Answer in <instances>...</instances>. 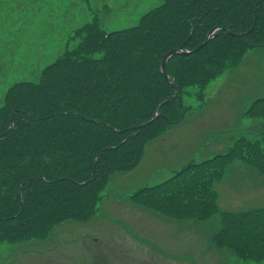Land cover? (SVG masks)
Instances as JSON below:
<instances>
[{
  "label": "trees",
  "instance_id": "1",
  "mask_svg": "<svg viewBox=\"0 0 264 264\" xmlns=\"http://www.w3.org/2000/svg\"><path fill=\"white\" fill-rule=\"evenodd\" d=\"M216 26L217 37L194 51ZM181 46L193 52L172 56L167 72L182 94L193 87L203 98L211 81L238 65L249 49L264 46V0H163L137 26L86 39L45 68L38 82L12 86L0 107V242L45 238L58 223L89 219L109 174L136 166L147 141L182 121L187 108L181 98L161 105L175 92L162 73L163 56ZM95 52L101 56H90ZM157 110L163 116L153 125L126 130ZM255 111L264 113V98L249 113ZM260 140L241 137L227 153L191 163L133 196L174 217L219 213L216 244L240 259L264 260V208L218 211L214 189L235 159L264 171V137ZM107 147L125 151L102 154ZM96 157L94 179L79 185L92 176Z\"/></svg>",
  "mask_w": 264,
  "mask_h": 264
},
{
  "label": "rangeland",
  "instance_id": "2",
  "mask_svg": "<svg viewBox=\"0 0 264 264\" xmlns=\"http://www.w3.org/2000/svg\"><path fill=\"white\" fill-rule=\"evenodd\" d=\"M162 3L163 0H0V107L15 83L38 82L45 68L55 63L64 53L81 48L82 42L86 39L96 41L103 33L108 36L114 32L137 26L146 12ZM95 25L98 26L96 29L87 31L88 27ZM99 29L102 31L97 32ZM93 31L96 34L90 36ZM216 37L217 35L211 40ZM90 56L98 58L101 53L95 52ZM217 88L224 99L234 100L226 103L229 106L227 111H221L225 104L219 101L217 108L214 109L216 114L221 111L220 115H228V119L232 120V116L241 115L243 105H248L244 111L247 114L239 119L234 130H231V125L226 123L221 129L217 127L207 129V133H219L222 135L221 142H224L232 140L235 130L243 128L244 130L240 133L241 137L257 139L261 143L260 139L264 137V116L260 115L264 113L255 111L250 114L249 110L258 99L264 98V46L249 49L238 65L226 69L223 74L211 81L205 93H214ZM179 89L180 92L175 97L181 98L187 109L184 110L182 121L173 126L175 132L162 136L164 132L147 141L146 144L150 142L147 148L153 149L147 151L146 144H144L142 157L133 168L109 174L95 214L85 221L70 219L58 223L53 226L51 233L45 238H34L18 243L0 242V264L14 260L15 264H91V254L95 259V264H105V254L101 251L102 244L93 247L94 251L91 250V253L83 248L95 240L110 239L108 232L102 237V235L93 236L84 231L92 228L108 230L118 228L123 231L121 234L125 232L132 240L128 247L131 249L130 255L134 258L146 254L145 249H150L151 245H155L158 249V242L148 243L147 239L152 235L159 236L164 233H161L158 228L154 229V222L146 221L151 219L129 220L128 222L137 225L128 224L127 221L115 217L114 212L123 211L124 215L146 217L148 213L139 212L144 210L134 209L133 205L146 206L139 201V203L135 202L138 199L133 195L141 189H138L139 187H148L169 179L190 161L198 162L215 156L213 153L205 157L206 153L213 152L212 135L204 140L205 143L208 142L205 146L197 147L196 144L201 138L190 137V132L184 129L185 122L191 118L192 108L212 103L213 99L197 98L193 87L187 88L183 94L180 86ZM88 120L97 122L96 119ZM143 129L145 128L141 131ZM184 137L189 140L186 144L182 142ZM124 151L123 148H115L110 150V154H121ZM105 152L102 151V154ZM96 164L97 157L92 176L87 181L78 183L79 185H85L94 179ZM105 164V162L102 163V165ZM123 175L129 183L124 181L122 183L124 187H117L114 182L121 179ZM122 199H131L133 204L130 202L117 203V200ZM146 207L158 211L157 208ZM218 211H223L219 208V204ZM195 218L179 221L193 225L200 232H212L216 228V233L221 227L219 213ZM174 227L181 231V228ZM214 235L211 240L218 246L214 241ZM173 248L177 252L193 251L188 236H182ZM117 249L119 263L130 264L127 252L121 247ZM223 249L227 251L223 259L224 264H264V261L240 259L230 249L226 247ZM151 260L157 261V255L151 257Z\"/></svg>",
  "mask_w": 264,
  "mask_h": 264
},
{
  "label": "crops",
  "instance_id": "3",
  "mask_svg": "<svg viewBox=\"0 0 264 264\" xmlns=\"http://www.w3.org/2000/svg\"><path fill=\"white\" fill-rule=\"evenodd\" d=\"M221 88L222 87H220V89ZM219 91L220 90H218L217 88L214 93H205L204 97L201 99H204L205 97L212 98V103L200 106L198 108H192L191 118L184 124V129L190 132V137L201 138L196 144L197 147L205 146L208 142L205 143L204 140L209 139L212 135V141L214 142L213 152L206 153L205 157L213 153L215 154V156L216 154L218 155L227 153L230 148L236 143V141L241 138L240 133L242 130H244L243 128L235 130L234 138L232 140H226L224 142H221L222 135H220L219 133H207V129H213L214 127L221 129L226 123L231 125V130H234L233 128L237 124L239 119L241 117H245L247 114L244 111L248 107V105H243L241 115L238 117L232 116V120L228 119V115H220L221 111H227L229 109V106L226 103L234 99H224ZM219 101L225 105H223L222 110L218 114H216V110L214 109L217 108ZM177 124H174L173 126ZM173 126H171L167 132L162 134V136L173 134L175 132V128H173ZM182 142L186 144L189 142V140L184 137L182 138ZM148 144H150V142ZM148 144H146L147 151L153 149L151 147L147 148ZM206 159L209 158H204L203 160ZM191 163H197V161H190L183 168ZM178 171H176L175 173H177ZM120 178L121 179H117V181L114 183L117 187H124L122 186V183L124 181H127V179L125 175L121 176ZM137 184L138 183H136V185ZM140 188L142 187H139L138 189ZM214 189L217 194V203L219 204V208L223 211L240 212L264 208V171L257 165L246 162L243 159H235L225 166L221 178L216 181L214 185ZM111 197L113 196L111 195ZM123 202H130L131 204H133L131 202V199L117 200V203ZM135 202L139 203L138 200ZM133 205L134 209L142 208L144 210L139 212L148 213L146 214V217L130 214L124 215L123 211H115L114 214L116 215L114 216L118 219L127 221L128 224L134 225L137 224L130 223L128 221H138L144 218L151 219L146 221L150 223L154 222V229L158 228L161 233H164L160 234L159 236L152 235L147 239L148 243L154 244L158 242V249L155 245H151L150 249H145L146 254H142L138 258H134L130 255L129 251H131V249L128 247L130 243H132V240L125 232L121 234V232L123 231H120V229L118 228H113L111 230L105 228H92L85 229L84 231L87 234L93 236L102 235V237L106 236L108 232L110 239L104 238L95 240L88 246H83V248H86L85 251L91 253L93 247L102 244L103 249H101V251L105 254V264H120L118 260V247H121L123 251L127 252L130 264H224L223 259L227 251H225L223 247L216 246L211 240V237L215 234L216 228H214L212 232H200L197 231L193 225L179 221L186 218L196 219L194 216L186 215L184 217H174L158 209V211H155L147 208L146 206L142 207L135 204ZM166 225H169V227H166ZM174 226L181 228V231ZM220 228L221 227H219V229ZM182 236L189 237L190 243L193 246L192 252H177L174 250V245L181 239ZM155 255H157L158 260L152 261L151 257ZM90 262L91 264H95V259L92 254ZM15 263V260L5 262V264Z\"/></svg>",
  "mask_w": 264,
  "mask_h": 264
},
{
  "label": "water",
  "instance_id": "4",
  "mask_svg": "<svg viewBox=\"0 0 264 264\" xmlns=\"http://www.w3.org/2000/svg\"><path fill=\"white\" fill-rule=\"evenodd\" d=\"M254 27H255V25L248 31V33L249 32H252L253 31V29H254ZM219 29V27L218 26H216V27H213L211 30H210V32H209V34H208V36H207V38H206V41L205 42H203L201 45H199L194 51H198L202 46H204L206 43H208L215 35H217V30ZM226 30V32L228 33V34H231V35H238V36H240V37H242L245 33H243V34H236V33H234V32H232L231 30H229V29H225ZM193 51H191V50H187L186 48H184L183 46H181V47H179V48H176V49H172V50H170V51H168V52H166L165 53V55L163 56V59H162V73H163V75H164V77H165V80H166V82L169 84V85H172L174 88H175V92H174V94L172 95V97L171 98H169L167 101H165L164 103H166V102H169V101H171L172 100V98H174L177 94H179V92H180V89H179V85L176 83V82H174V81H172V79H171V77H170V75L168 74V72H167V69H166V67H167V63H168V61H169V59L172 57V56H174V55H188V54H190V53H192ZM164 103H162V104H164ZM161 104V105H162ZM160 105V106H161ZM160 116H163V114L162 113H159L158 112V110L156 111V113H155V115L153 116V118H151L149 121H147V122H145V123H142V124H135V125H132V126H130V127H128L126 130H141L142 128H145V127H147V126H149L150 124H152L156 119H158ZM182 118H183V116H182ZM12 122H13V119H12ZM123 131H125V130H122L121 132H123ZM134 134H137V132H135ZM2 138V136H0V139ZM111 149V147H107L106 149H103V152H105V151H107V150H110Z\"/></svg>",
  "mask_w": 264,
  "mask_h": 264
}]
</instances>
